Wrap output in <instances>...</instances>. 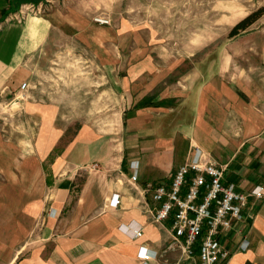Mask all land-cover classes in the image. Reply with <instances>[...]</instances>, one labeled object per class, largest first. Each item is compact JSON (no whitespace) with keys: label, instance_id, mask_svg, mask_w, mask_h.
<instances>
[{"label":"crops","instance_id":"crops-1","mask_svg":"<svg viewBox=\"0 0 264 264\" xmlns=\"http://www.w3.org/2000/svg\"><path fill=\"white\" fill-rule=\"evenodd\" d=\"M69 1L0 0V264H199L198 244L190 258L167 249L174 216L153 223L146 185L168 188L197 147L223 185L264 190V29L165 47L143 21L99 26L94 5ZM64 43L92 56L103 87L67 141L64 97L34 90L35 62ZM248 212L217 264H264V196Z\"/></svg>","mask_w":264,"mask_h":264},{"label":"rangeland","instance_id":"rangeland-1","mask_svg":"<svg viewBox=\"0 0 264 264\" xmlns=\"http://www.w3.org/2000/svg\"><path fill=\"white\" fill-rule=\"evenodd\" d=\"M69 2L77 3L78 0ZM88 2L94 5L96 16L104 13L110 15L112 22L109 26H114L113 19L118 20L119 16H128L133 25L143 21L156 33L157 44L165 47L201 45L213 47L218 41L226 40L230 30L238 22L258 11H261L260 16L244 32L264 29V0H88ZM116 24L118 25V22ZM71 46L70 43H64L61 47L49 48L46 58L39 63L35 62L38 66L34 77L37 81L34 90L38 97L50 102L64 97V103L61 105L65 106L64 112L67 117L65 126L68 124L71 126L65 141L73 136L77 128V113L87 117L91 108L88 93L97 98V94L103 91V87H95L99 84L95 79L99 78L100 74L92 68V56L83 51L75 52ZM5 111L6 109H0V118H7Z\"/></svg>","mask_w":264,"mask_h":264},{"label":"built area","instance_id":"built-area-1","mask_svg":"<svg viewBox=\"0 0 264 264\" xmlns=\"http://www.w3.org/2000/svg\"><path fill=\"white\" fill-rule=\"evenodd\" d=\"M34 6H24V11H34ZM24 11H20L22 17ZM20 21V19H18ZM93 23L99 26H109L110 19L104 15H97ZM27 85L20 86L24 92ZM19 99H23L20 93ZM97 165L90 167L96 170ZM224 168L204 159L202 151L193 147L190 158L181 165L173 175L168 188L163 185L153 187L146 185V191L152 192L153 201L158 204V210L152 216L155 224H162L173 214L170 229L171 244L168 250L179 251L185 258L194 254V246L198 244L199 264H217L226 262L230 257L221 244L224 237L236 224H243L251 220L252 212L244 213L248 206V198H262L264 190L256 188L249 194H242L233 185H223ZM137 179L133 175L132 182ZM118 204V202L116 203ZM138 236L139 233H135ZM242 249H247L244 242ZM143 264L148 256L141 255Z\"/></svg>","mask_w":264,"mask_h":264},{"label":"trees","instance_id":"trees-1","mask_svg":"<svg viewBox=\"0 0 264 264\" xmlns=\"http://www.w3.org/2000/svg\"><path fill=\"white\" fill-rule=\"evenodd\" d=\"M19 2L23 3L26 2V0H18ZM33 2H37V0H33ZM261 11H258L256 13H253L249 15L248 17L244 18L240 22H238L229 32L228 38H233L238 36L240 33L244 32L251 24H253L258 17L260 16Z\"/></svg>","mask_w":264,"mask_h":264}]
</instances>
